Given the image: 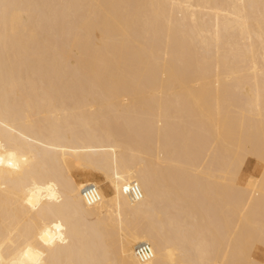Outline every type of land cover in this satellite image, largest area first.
<instances>
[{
  "label": "bare ground",
  "instance_id": "1",
  "mask_svg": "<svg viewBox=\"0 0 264 264\" xmlns=\"http://www.w3.org/2000/svg\"><path fill=\"white\" fill-rule=\"evenodd\" d=\"M0 264H264V0H0Z\"/></svg>",
  "mask_w": 264,
  "mask_h": 264
},
{
  "label": "built area",
  "instance_id": "2",
  "mask_svg": "<svg viewBox=\"0 0 264 264\" xmlns=\"http://www.w3.org/2000/svg\"><path fill=\"white\" fill-rule=\"evenodd\" d=\"M95 189V185L93 183H88L84 186L83 191L84 193L89 194L92 190ZM128 195L133 199L137 200L140 198V193L138 191V187L136 183H132L128 188Z\"/></svg>",
  "mask_w": 264,
  "mask_h": 264
},
{
  "label": "rangeland",
  "instance_id": "3",
  "mask_svg": "<svg viewBox=\"0 0 264 264\" xmlns=\"http://www.w3.org/2000/svg\"><path fill=\"white\" fill-rule=\"evenodd\" d=\"M256 163H257V160L256 158L254 157H249L248 160H247V163H246V171L249 172V171H253L255 166H256Z\"/></svg>",
  "mask_w": 264,
  "mask_h": 264
}]
</instances>
